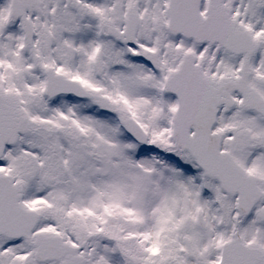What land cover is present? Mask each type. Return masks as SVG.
Masks as SVG:
<instances>
[{
  "label": "snow or ice",
  "instance_id": "obj_1",
  "mask_svg": "<svg viewBox=\"0 0 264 264\" xmlns=\"http://www.w3.org/2000/svg\"><path fill=\"white\" fill-rule=\"evenodd\" d=\"M0 264H264V0H0Z\"/></svg>",
  "mask_w": 264,
  "mask_h": 264
}]
</instances>
